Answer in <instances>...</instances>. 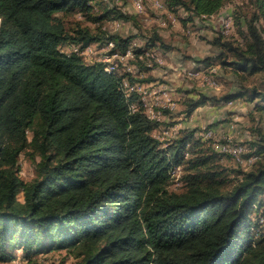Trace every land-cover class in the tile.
I'll list each match as a JSON object with an SVG mask.
<instances>
[{"label":"trees","instance_id":"1","mask_svg":"<svg viewBox=\"0 0 264 264\" xmlns=\"http://www.w3.org/2000/svg\"><path fill=\"white\" fill-rule=\"evenodd\" d=\"M95 1L0 0V262L12 264L18 247L26 257L68 249L80 264H264V163L226 188L221 171L202 167L206 157L186 159L191 134L163 147L143 95H126L125 79L151 75L107 72L61 50L108 40L114 50L129 47L131 36L69 32L58 13L87 15ZM228 1L167 0L190 18L214 15ZM250 1L256 14L237 18L245 42L223 43L234 55L224 63L262 79L220 100L246 97L264 111V0ZM148 41L165 46L157 32ZM210 99L190 100L187 113ZM23 153L39 157L31 180L20 174ZM186 162L183 189H170L173 170Z\"/></svg>","mask_w":264,"mask_h":264},{"label":"rangeland","instance_id":"2","mask_svg":"<svg viewBox=\"0 0 264 264\" xmlns=\"http://www.w3.org/2000/svg\"><path fill=\"white\" fill-rule=\"evenodd\" d=\"M165 1L167 10L152 7L148 0L145 1L143 11H137L133 0H111L110 3L98 0L94 3L91 15H83L80 11H62L58 14L64 20L69 32H73L78 27H86L92 32L116 33L123 37L131 36L132 41H137L138 46L146 52L139 57H131L132 59L130 58L125 64L118 61L117 72L129 73L133 78L140 79L149 74L140 75L142 68L149 66L154 69L153 76L156 83L150 86L141 85L144 90L142 94L145 110L157 123L153 135L165 147L178 137L191 134L186 159L196 160L206 157L207 164L202 167L221 171L222 177L226 178V188H231L241 179V171L256 168L261 161L264 163V152L260 155L256 152L258 147L264 145V111L256 109L255 105L258 101H251L246 97L220 100L223 96L244 87L259 84L262 79L261 73L238 72L231 65L224 63V60L229 61L234 55L223 43L236 46L237 42H245V37L238 29V16L245 20L246 16L251 17L257 10L250 0H229L214 15L190 18L186 8L173 9L169 7L167 0ZM116 10L129 17H118ZM104 11L109 12L110 15L101 21L93 19V16L100 15ZM169 11L171 13H168ZM228 19L232 22L229 30L226 31ZM115 21L121 22L118 30H114ZM163 21H166V25L162 24ZM258 23L264 26V19L261 18ZM154 32L162 36L165 46L159 43L150 45L148 40ZM61 50L68 53L72 51V46L68 43L63 44ZM149 52L155 55V57L151 56L152 60L147 56ZM158 56L162 61H156ZM98 57L99 53L91 59L84 60L88 63L99 62ZM203 59H208L209 62L205 63ZM180 64L185 65V68L183 69ZM200 68H202L201 73L194 75L189 73ZM212 68L216 71L210 75ZM207 75L217 81L216 86L207 83ZM155 89L157 92L154 94ZM164 90L172 93L173 97L169 96L171 105L169 101L158 99ZM201 95L211 99L188 114L189 102L198 99ZM206 128L215 131L214 139L203 138L202 133ZM29 134L31 136L32 133ZM227 136L244 143L249 154L258 155L256 158L259 157L258 161L242 164L216 150L213 145L215 138L219 140ZM38 160L39 157L32 158L26 153L21 154L20 174L24 180H31L36 176ZM188 165L189 163L186 162L176 172H172L170 189L178 191L183 189L182 175ZM14 253L12 264H80V258L68 249L57 248L26 257L24 251L17 247ZM0 264L5 263L0 262Z\"/></svg>","mask_w":264,"mask_h":264},{"label":"built area","instance_id":"3","mask_svg":"<svg viewBox=\"0 0 264 264\" xmlns=\"http://www.w3.org/2000/svg\"><path fill=\"white\" fill-rule=\"evenodd\" d=\"M105 2L110 3L111 0H104ZM145 1L146 0H133V3L137 9V11H143L145 9ZM150 2V5L154 8L157 9H164L167 10V6H166V1L165 0H148ZM172 16V14H171ZM231 20L228 19L227 23H226V28L228 31L229 27L231 25ZM114 30H118L119 27L121 26V22L120 21H115L114 22ZM115 47V43L112 40H108L107 42H105V45L100 47L99 49L96 48L93 44H88V45H82V44H73L72 45V51L82 55V57L84 59H91L94 55L99 53V57H98V61L101 62L104 67L105 70L107 72H117V67H118V61L120 62H124L127 58H133L135 56V52L133 48H128V50L124 53L121 52L120 50L116 49L114 50ZM72 51L68 52L71 53ZM148 57L151 58L155 57L154 54L152 53H148L147 55ZM149 60V58H148ZM152 60V58L150 59ZM149 60V61H150ZM92 61V60H89ZM156 61H162V59L158 56L156 58ZM91 63V62H90ZM151 65V64H150ZM202 68H200L197 71H190L189 73L194 75V74H198L201 73ZM216 71L215 68L211 69V73H214ZM206 77V76H205ZM208 78H206V81L209 85H215L217 84V81L207 75ZM123 86L126 92V95L129 96L130 93L132 91H138L139 93L142 94V86L140 84H131L128 81L124 80L123 81ZM143 95V94H142ZM167 101H169V105H171V101L168 99ZM214 134L215 131L212 128H206L205 130H203L202 136L204 139L207 140H211L214 139ZM213 145L215 147L216 150L227 154L228 156L232 157L235 161L239 162V163H251L253 161L256 160L257 156H250V157H245V153L247 151V147L244 144H241L239 142H236L231 136H227L225 138H221V139H217L215 138ZM177 169H180V167L175 168L173 171L176 172ZM264 221V217L260 218V222Z\"/></svg>","mask_w":264,"mask_h":264},{"label":"crops","instance_id":"4","mask_svg":"<svg viewBox=\"0 0 264 264\" xmlns=\"http://www.w3.org/2000/svg\"><path fill=\"white\" fill-rule=\"evenodd\" d=\"M168 13H171L170 11L168 12ZM171 15V14H170ZM176 23V22H175ZM162 24L163 25H166V21H163L162 22ZM177 25V24H176ZM96 48H100V47H102V46H104L105 45V43H102V42H94V43H92ZM69 46H72L73 44H68ZM134 47L136 48V47H139L138 46V43H137V41H132L131 43H130V45H129V47L128 48H133L134 49ZM128 48L126 49V51L128 50ZM164 50V49H163ZM125 51V52H126ZM124 52V53H125ZM134 52H135V56L134 57H139L138 55H137V53H136V51H135V49H134ZM162 52V51H161ZM165 52V51H164ZM163 53V52H162ZM133 57V58H134ZM163 58V57H162ZM130 59V57L129 58H127L123 63L125 64L128 60ZM132 59V58H131ZM150 65V64H149ZM181 65V67H183V69L185 68V65L184 66H182V64H180ZM141 72H139V74L140 75H143V74H146V73H149L148 75H151L152 76V79L151 80H148V81H146V82H144V83H140V82H138V83H136V84H140V85H142V86H144V85H153L154 83H156V80H155V77L153 76V75H155L154 73V69L153 68H151L150 70H148V69H141L140 70ZM156 73H158V72H156ZM158 75V74H157ZM145 78H148V76H146ZM126 81H128L129 83H130V81L129 80H127V79H125ZM157 91H156V89L154 90V94L156 93ZM169 96L170 97H173L172 96V93L170 92V91H166V90H164V92L162 93V95H160L159 96V98L158 99H164V100H168V99H170L169 98Z\"/></svg>","mask_w":264,"mask_h":264}]
</instances>
